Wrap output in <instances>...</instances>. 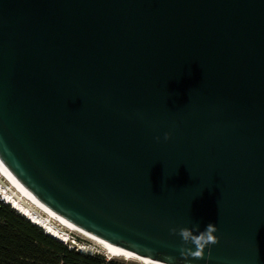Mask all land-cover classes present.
I'll return each mask as SVG.
<instances>
[{
    "label": "water",
    "instance_id": "1",
    "mask_svg": "<svg viewBox=\"0 0 264 264\" xmlns=\"http://www.w3.org/2000/svg\"><path fill=\"white\" fill-rule=\"evenodd\" d=\"M0 160L144 259L264 264V0H0Z\"/></svg>",
    "mask_w": 264,
    "mask_h": 264
},
{
    "label": "trees",
    "instance_id": "2",
    "mask_svg": "<svg viewBox=\"0 0 264 264\" xmlns=\"http://www.w3.org/2000/svg\"><path fill=\"white\" fill-rule=\"evenodd\" d=\"M105 258L70 249L0 197V264H104ZM110 264H120L113 260Z\"/></svg>",
    "mask_w": 264,
    "mask_h": 264
},
{
    "label": "bare ground",
    "instance_id": "3",
    "mask_svg": "<svg viewBox=\"0 0 264 264\" xmlns=\"http://www.w3.org/2000/svg\"><path fill=\"white\" fill-rule=\"evenodd\" d=\"M0 194L5 203L7 202V204L12 205L19 213L29 218L33 223L45 228L51 235H54V237L59 240L62 239L69 242L71 240V233H75L99 245L111 259H123L128 262H136L139 264H160L112 245L66 220L28 191L1 160Z\"/></svg>",
    "mask_w": 264,
    "mask_h": 264
},
{
    "label": "clouds",
    "instance_id": "4",
    "mask_svg": "<svg viewBox=\"0 0 264 264\" xmlns=\"http://www.w3.org/2000/svg\"><path fill=\"white\" fill-rule=\"evenodd\" d=\"M156 139L157 141H159L160 137H156ZM163 139L165 141L170 139V134L165 133ZM42 229L47 234H49L47 230H45L44 228ZM170 231L173 234L179 235V237L181 238V242L183 245L181 248L182 253L194 259L204 258L206 251L210 252L212 246L216 245L219 242V236L217 235L219 229L215 223L207 224L203 230H201L198 224H195L192 227H181L178 230L176 228H172Z\"/></svg>",
    "mask_w": 264,
    "mask_h": 264
},
{
    "label": "rangeland",
    "instance_id": "5",
    "mask_svg": "<svg viewBox=\"0 0 264 264\" xmlns=\"http://www.w3.org/2000/svg\"><path fill=\"white\" fill-rule=\"evenodd\" d=\"M1 200H3V197H2V195H1ZM6 204H7V202H6ZM12 206V205H11ZM13 208V207H12ZM37 225V224H36ZM41 228H43L42 226H40ZM45 229V228H44ZM46 230V229H45ZM48 232V231H47ZM49 233V232H48ZM50 234V233H49ZM52 236H54V235H52ZM76 239V243H77V245H83V246H85L88 250H89V252L91 253H96V254H98V255H100V256H103L104 258H106L105 256L107 255L108 256V254H106L104 251H103V249L99 246V245H97V244H95L94 242H92V241H90V240H88V239H86V238H84V237H82V236H79V235H77V234H75V233H71V235H70V241L68 242V245L69 246H73V244L74 243H72L73 241H72V239ZM60 240H62V239H60ZM109 257V256H108ZM110 258V257H109ZM111 259V258H110ZM112 260H115V261H117V262H119L120 264H139V263H136V262H128V261H125V260H123V259H112Z\"/></svg>",
    "mask_w": 264,
    "mask_h": 264
},
{
    "label": "built area",
    "instance_id": "6",
    "mask_svg": "<svg viewBox=\"0 0 264 264\" xmlns=\"http://www.w3.org/2000/svg\"><path fill=\"white\" fill-rule=\"evenodd\" d=\"M65 244H68V241L67 240H62ZM72 243H74L73 244V246H69L70 247V249H75V250H77V251H83V252H89V250L85 247V246H83V245H77V243H76V239H72ZM92 253V252H91ZM93 254H96V253H93ZM106 258H105V263L104 264H110L111 263V261H113L112 259H110L107 255L105 256Z\"/></svg>",
    "mask_w": 264,
    "mask_h": 264
}]
</instances>
